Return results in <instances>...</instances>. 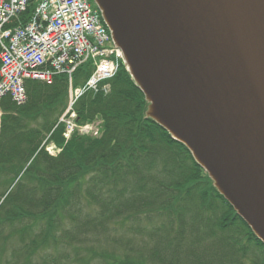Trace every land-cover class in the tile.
<instances>
[{
    "label": "trees",
    "instance_id": "obj_1",
    "mask_svg": "<svg viewBox=\"0 0 264 264\" xmlns=\"http://www.w3.org/2000/svg\"><path fill=\"white\" fill-rule=\"evenodd\" d=\"M92 71L79 67L74 86ZM104 86L74 109L79 124L100 122L98 138L53 130L65 76L27 81L22 106L1 102L0 264H264V244L188 149L145 117L125 68Z\"/></svg>",
    "mask_w": 264,
    "mask_h": 264
},
{
    "label": "water",
    "instance_id": "obj_2",
    "mask_svg": "<svg viewBox=\"0 0 264 264\" xmlns=\"http://www.w3.org/2000/svg\"><path fill=\"white\" fill-rule=\"evenodd\" d=\"M147 103L264 244V0H92Z\"/></svg>",
    "mask_w": 264,
    "mask_h": 264
},
{
    "label": "built area",
    "instance_id": "obj_3",
    "mask_svg": "<svg viewBox=\"0 0 264 264\" xmlns=\"http://www.w3.org/2000/svg\"><path fill=\"white\" fill-rule=\"evenodd\" d=\"M122 60L89 0H0V101L9 95L22 105L25 81L51 83L66 76L69 108L60 120L66 138L74 129L71 109L76 101L86 92H97ZM88 61L94 66L92 75L83 87L73 89V73Z\"/></svg>",
    "mask_w": 264,
    "mask_h": 264
},
{
    "label": "rangeland",
    "instance_id": "obj_4",
    "mask_svg": "<svg viewBox=\"0 0 264 264\" xmlns=\"http://www.w3.org/2000/svg\"><path fill=\"white\" fill-rule=\"evenodd\" d=\"M0 114H1V112H0ZM245 264H249L248 262H245Z\"/></svg>",
    "mask_w": 264,
    "mask_h": 264
}]
</instances>
